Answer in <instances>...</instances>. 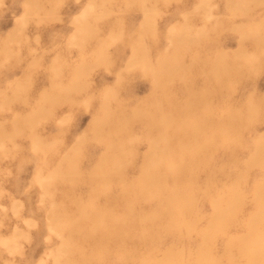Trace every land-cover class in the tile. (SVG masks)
Instances as JSON below:
<instances>
[{"label":"rangeland","instance_id":"1","mask_svg":"<svg viewBox=\"0 0 264 264\" xmlns=\"http://www.w3.org/2000/svg\"><path fill=\"white\" fill-rule=\"evenodd\" d=\"M0 264H264V0H0Z\"/></svg>","mask_w":264,"mask_h":264},{"label":"bare ground","instance_id":"2","mask_svg":"<svg viewBox=\"0 0 264 264\" xmlns=\"http://www.w3.org/2000/svg\"><path fill=\"white\" fill-rule=\"evenodd\" d=\"M17 246V245H16ZM11 247V246H10ZM43 261V260H42ZM159 261V260H158Z\"/></svg>","mask_w":264,"mask_h":264}]
</instances>
